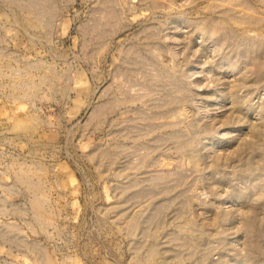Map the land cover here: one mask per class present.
I'll return each mask as SVG.
<instances>
[{"label":"rangeland","instance_id":"374dc122","mask_svg":"<svg viewBox=\"0 0 264 264\" xmlns=\"http://www.w3.org/2000/svg\"><path fill=\"white\" fill-rule=\"evenodd\" d=\"M0 264H264V0H0Z\"/></svg>","mask_w":264,"mask_h":264}]
</instances>
